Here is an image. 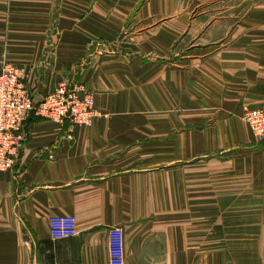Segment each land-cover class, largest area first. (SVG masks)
<instances>
[{"label":"crops","instance_id":"crops-1","mask_svg":"<svg viewBox=\"0 0 264 264\" xmlns=\"http://www.w3.org/2000/svg\"><path fill=\"white\" fill-rule=\"evenodd\" d=\"M35 101L94 95L88 125L29 114L0 171V264H264V0H0V69ZM77 233L52 240L49 218Z\"/></svg>","mask_w":264,"mask_h":264},{"label":"built area","instance_id":"built-area-1","mask_svg":"<svg viewBox=\"0 0 264 264\" xmlns=\"http://www.w3.org/2000/svg\"><path fill=\"white\" fill-rule=\"evenodd\" d=\"M27 70L23 66L5 64L0 69V171L13 168L25 140L24 122L29 114L54 122L64 119L82 126L91 121L95 99L91 92L77 86L60 83L54 90L35 101L25 84ZM243 119L252 131L264 141V111L248 109ZM77 233L74 217L67 215L49 218L52 240H63ZM109 264H124L122 228L109 230Z\"/></svg>","mask_w":264,"mask_h":264}]
</instances>
